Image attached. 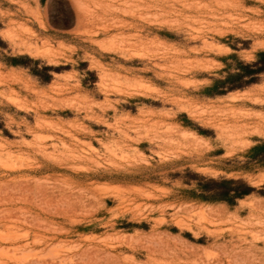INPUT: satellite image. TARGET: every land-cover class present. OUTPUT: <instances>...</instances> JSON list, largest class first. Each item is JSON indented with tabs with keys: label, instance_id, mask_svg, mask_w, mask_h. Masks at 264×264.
<instances>
[{
	"label": "rangeland",
	"instance_id": "1",
	"mask_svg": "<svg viewBox=\"0 0 264 264\" xmlns=\"http://www.w3.org/2000/svg\"><path fill=\"white\" fill-rule=\"evenodd\" d=\"M260 52L264 0H0V264H264Z\"/></svg>",
	"mask_w": 264,
	"mask_h": 264
},
{
	"label": "trees",
	"instance_id": "2",
	"mask_svg": "<svg viewBox=\"0 0 264 264\" xmlns=\"http://www.w3.org/2000/svg\"><path fill=\"white\" fill-rule=\"evenodd\" d=\"M241 69L236 74H231L224 83H229L226 91L244 88L248 85L256 83L258 76L264 72V52L258 53V60L256 62L245 64L240 62ZM252 153H258L261 156V161L264 163V143L255 146L252 149ZM216 185H231L240 184L239 188L231 189L226 187L224 189H214L211 196H204L206 200H224L229 204L235 203L238 199L244 198L249 195L253 188L250 187L246 182L241 180H223L222 182H216L212 180ZM211 191V190H210Z\"/></svg>",
	"mask_w": 264,
	"mask_h": 264
}]
</instances>
